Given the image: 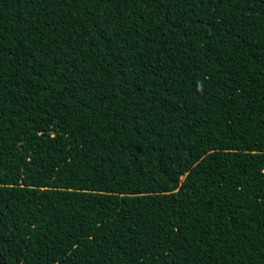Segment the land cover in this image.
Returning <instances> with one entry per match:
<instances>
[{
    "label": "trees",
    "instance_id": "obj_1",
    "mask_svg": "<svg viewBox=\"0 0 264 264\" xmlns=\"http://www.w3.org/2000/svg\"><path fill=\"white\" fill-rule=\"evenodd\" d=\"M0 264H264V0H0Z\"/></svg>",
    "mask_w": 264,
    "mask_h": 264
}]
</instances>
